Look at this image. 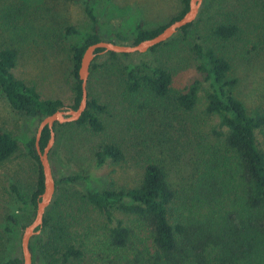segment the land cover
I'll return each instance as SVG.
<instances>
[{
  "label": "rangeland",
  "instance_id": "rangeland-1",
  "mask_svg": "<svg viewBox=\"0 0 264 264\" xmlns=\"http://www.w3.org/2000/svg\"><path fill=\"white\" fill-rule=\"evenodd\" d=\"M89 4L100 40L124 45L133 42L138 23L152 30L166 25L182 10L181 0H90ZM218 24H235L237 34L227 41L214 37L211 30ZM91 27L83 0H0V49L17 51L14 76L34 86L41 99H59L66 109L72 106L75 82L71 47L80 46L83 34ZM67 28L77 33L67 34ZM263 36L261 0H207L204 6L202 1L186 35L176 33L154 52L133 53L116 61L108 59L106 53L99 54L87 91L105 108L98 114L103 130L96 133L89 127L67 123L55 126L48 156L55 191L46 211H53L55 220L61 222L65 241L84 252L81 260L71 264H112L107 259V254L114 258L107 251V236L115 223H108L99 210L83 200L81 187L66 186L59 180L81 175L97 190L136 188L146 164L159 163L176 192L174 208L183 211L181 206L191 195L203 159L213 155L214 149H221L215 136L218 118L205 113L207 84H201L191 111L179 108L173 100V95L184 92L193 82L203 81L192 45L197 41L224 57L231 76L238 81L236 98L250 112L264 113ZM141 60L171 73L168 98L126 91L121 64ZM39 123L13 111L0 91V129L18 140L17 151L0 162V264L21 256V235L34 217L33 211L16 200L10 185H16L26 201L36 189L37 165L29 157L26 143L36 134ZM256 139L264 149V130L256 132ZM107 144L116 145L122 159L96 168L95 153ZM113 214L115 219H124L118 211ZM9 215L16 223L7 224V231L4 225ZM31 256L35 264L40 263L35 250Z\"/></svg>",
  "mask_w": 264,
  "mask_h": 264
},
{
  "label": "trees",
  "instance_id": "trees-1",
  "mask_svg": "<svg viewBox=\"0 0 264 264\" xmlns=\"http://www.w3.org/2000/svg\"><path fill=\"white\" fill-rule=\"evenodd\" d=\"M206 1L203 0V6ZM83 2L92 27L90 32L83 34L80 46L71 47L75 78L71 109H76L81 99V82L78 79L81 58L88 46L101 41L90 0ZM181 4V12L166 25L147 30L138 23L136 37L129 46L153 38L180 19L189 9V0H181ZM261 7L264 14V0H261ZM193 23L177 33L186 35ZM237 31L235 24H218L212 28L211 34L227 41ZM66 32L77 33L73 28H67ZM121 40L126 41L125 38ZM163 44L165 42L149 52H154ZM192 51L203 81L193 82L184 92L173 95V100L179 108L191 111L197 104L201 84H207L205 113L218 118L219 131L215 136L221 149H214L213 155L203 159L191 195L181 206L183 211L176 212V192L159 163L146 164L142 180L136 188L97 190L91 186L88 177L81 175L59 180L60 184L66 186L81 187L83 200L99 210L108 223H115L107 236V251L114 256L109 258L107 254V259L112 264H264V149L259 147L256 139V132L264 130V113L250 112L236 98L234 90L238 81L231 76L230 64L224 57L203 48L197 41L193 43ZM101 52L102 49L96 50L89 76L97 69ZM130 55L105 54L112 61ZM16 59L15 49H0V91L10 108L38 122L63 108L61 100L41 99L34 86L14 76ZM120 70L125 89L130 94L146 93L157 99H166L171 94V73L153 62H126L121 64ZM104 110V106L88 94L87 107L81 117L67 124L86 126L93 132H100L103 124L98 114ZM59 125L56 123L54 127ZM49 138L50 131L45 127L39 140L40 150L45 148ZM26 146L29 157L37 165L36 189L29 201L24 199L16 185L11 184L10 191L18 202L35 214L43 191L35 135L27 141ZM17 149V138L0 129V162L8 160ZM121 159L120 149L114 144H107L95 153V167ZM115 211L122 214L124 219H115ZM9 223H16L14 216L6 217L4 229L7 231H10L7 228ZM63 232L62 224L55 220L53 211H46L40 234L29 242L30 252L35 250L41 260L39 264H71L83 258L82 248L66 242ZM2 264H23V261L21 256H17L8 258ZM32 264H35L33 260Z\"/></svg>",
  "mask_w": 264,
  "mask_h": 264
},
{
  "label": "water",
  "instance_id": "water-1",
  "mask_svg": "<svg viewBox=\"0 0 264 264\" xmlns=\"http://www.w3.org/2000/svg\"><path fill=\"white\" fill-rule=\"evenodd\" d=\"M202 1L203 0H189V9L180 19L169 24L153 38L143 40L134 46L99 41L86 48L81 58L80 66L78 69V79L81 82V99L78 107L76 109H66L63 107L52 115L44 117L40 121L36 130L35 149L39 157V162L42 170L43 191L37 201L33 220L29 225L24 228L23 233L21 235L20 248L23 264H32V256L29 250V242L32 237L39 234L42 228L43 218L46 209L50 205L55 191V182L53 179L51 166L48 158L55 137L54 125L56 123H74L78 121V119L85 111L88 100L87 82L90 73V65L96 56V50L102 49L101 53L111 52L115 54H142L148 52L151 48L171 39L181 28L193 23L198 16ZM45 127H47L50 131V138L45 148L43 150H40L39 140L42 130Z\"/></svg>",
  "mask_w": 264,
  "mask_h": 264
}]
</instances>
